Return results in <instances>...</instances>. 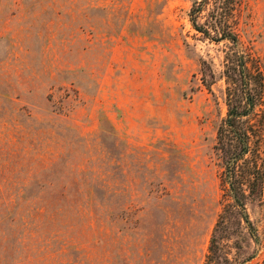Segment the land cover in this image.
Here are the masks:
<instances>
[{
  "label": "rangeland",
  "instance_id": "374dc122",
  "mask_svg": "<svg viewBox=\"0 0 264 264\" xmlns=\"http://www.w3.org/2000/svg\"><path fill=\"white\" fill-rule=\"evenodd\" d=\"M194 1L0 0V264L204 263L226 85L200 58L227 48ZM231 15L264 64V0ZM244 207L224 250L264 264V190Z\"/></svg>",
  "mask_w": 264,
  "mask_h": 264
},
{
  "label": "trees",
  "instance_id": "16d2710c",
  "mask_svg": "<svg viewBox=\"0 0 264 264\" xmlns=\"http://www.w3.org/2000/svg\"><path fill=\"white\" fill-rule=\"evenodd\" d=\"M235 3L236 0L212 1L204 24L197 22V18L208 0L194 1L189 13L197 32L215 43L225 42L227 48L223 50L222 69L218 73L211 60L200 58L203 84L209 88L219 78L226 85V114L217 125L214 145L223 168V206L203 264H232L223 244L232 235V215L243 219L249 234L255 237L244 205L247 197L264 190V64L239 39L231 15Z\"/></svg>",
  "mask_w": 264,
  "mask_h": 264
}]
</instances>
